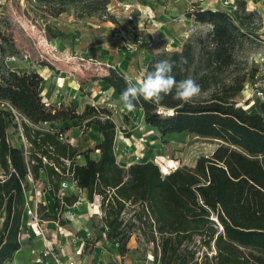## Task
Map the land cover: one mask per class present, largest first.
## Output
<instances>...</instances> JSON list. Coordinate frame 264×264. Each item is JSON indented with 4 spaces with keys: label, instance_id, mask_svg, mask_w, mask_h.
<instances>
[{
    "label": "trees",
    "instance_id": "obj_1",
    "mask_svg": "<svg viewBox=\"0 0 264 264\" xmlns=\"http://www.w3.org/2000/svg\"><path fill=\"white\" fill-rule=\"evenodd\" d=\"M39 1L81 5L86 17L92 18L106 11L113 0ZM238 4L232 13L220 8L188 12L189 19L207 25L209 31L188 39L180 51L154 55L143 74L169 58L174 61L177 80L191 77L201 86V94L189 103L169 94L159 104L140 97L135 108L143 112L142 128L152 135V142L175 143L180 135L218 141V148L200 157L192 169L178 168L163 175L154 162L135 159L121 166L118 127L107 107L87 105L78 113L64 104L49 106L40 92L45 82L42 75L17 73L0 65V175L4 177L0 179V264L12 262L23 246L19 240L24 223L23 184L29 170L36 179L42 170L52 187V204L41 209L45 220L58 218L57 195L63 180L75 181L90 200L95 194L103 196L107 238L120 244L122 256L130 251L136 229L142 236L140 243L144 238L146 246L154 244L153 264H264V105L255 106L253 112L237 107L248 76L235 75L236 50L250 39L245 24L256 13L249 12L244 2ZM0 39L8 42L1 29ZM1 53L5 55L4 48ZM132 80L115 68L100 78L121 104L120 94ZM7 105L28 120L22 125L31 144L29 161ZM88 118V126H94L101 136L86 152H98L88 161L81 160L86 154L77 145L62 140L63 134L40 127ZM123 131L124 140L132 137ZM75 201L74 195L65 197L67 205ZM137 206L141 207L136 215L140 225L124 222L122 214Z\"/></svg>",
    "mask_w": 264,
    "mask_h": 264
},
{
    "label": "rangeland",
    "instance_id": "obj_2",
    "mask_svg": "<svg viewBox=\"0 0 264 264\" xmlns=\"http://www.w3.org/2000/svg\"><path fill=\"white\" fill-rule=\"evenodd\" d=\"M239 2H244L247 10L256 14L245 24V31L251 33L250 39L244 40L236 50L235 75L246 74L247 69L256 74L255 59L263 50L258 40L264 42V0H148L143 3L113 0L106 11L92 18L86 17L87 11L81 5L0 0V29L8 39L7 43L0 39V65L19 73L42 75L47 98L56 95L53 102L44 100L49 106L59 108L64 104V107H75L78 113H83L93 101L102 108L116 105L111 112L118 129L132 134L127 143L117 142L121 166L126 167L129 159H135L154 162L163 175L178 168L192 169L200 157L210 156L218 148V141L180 135L175 143L152 142V135L142 128V122L139 123V113L121 107L122 104L114 100L111 88L100 78L108 75L110 68L123 73L126 67L130 69L132 81L136 82L138 77L142 79L154 55L165 50L180 51L188 39L209 31L207 25L189 19L188 12L220 8L232 13ZM1 48L5 49V55ZM10 57L16 60L10 61ZM90 121L91 118L68 120L40 127L60 132L65 143L77 145L80 152L86 154L98 143L94 126H88ZM42 178L46 181L44 174ZM140 209L137 206L126 211L125 220L140 225L136 219ZM86 214H77L68 228L77 229V218ZM148 251L143 238L134 250L138 256L134 258L136 264H147Z\"/></svg>",
    "mask_w": 264,
    "mask_h": 264
},
{
    "label": "built area",
    "instance_id": "obj_3",
    "mask_svg": "<svg viewBox=\"0 0 264 264\" xmlns=\"http://www.w3.org/2000/svg\"><path fill=\"white\" fill-rule=\"evenodd\" d=\"M258 41L263 44V50L257 54L255 59L256 74L253 75L251 71L246 70L248 80L241 91V99L237 103V107L250 112L255 111L256 105H264V42ZM9 60L14 62L16 59L10 57ZM91 105L97 106L94 101ZM10 108L18 126L24 156L28 161L31 144L25 136L22 125L23 122L28 123V120L15 109ZM107 108L112 111L117 107L114 104H108ZM43 125H48V123ZM123 132L118 129L117 142L127 143L129 139L124 140ZM44 162H47L45 158ZM66 163L68 165L67 161ZM42 175L43 171L41 170L40 177L36 179L32 171L29 170L27 181L23 184L24 223L19 240L23 246L26 243L38 244L31 249V264H119L122 259L124 260L128 256L130 251L122 256L119 253L120 244L110 242L107 238L108 228L103 222L106 217L103 206L104 197L95 194L93 200H90L87 192L79 188L73 180H63L60 183V193L57 198L61 210L58 218L45 220L41 209L42 206H51L52 187L43 180ZM0 179H4V177L0 175ZM71 195L76 196V201L72 205H67L65 197ZM83 205L87 206V212L85 211L87 214L77 218L79 225L77 229H69L68 227H71L72 222L76 220L77 214L83 213L81 210ZM125 214L126 212L122 214V220L127 222ZM138 239H142L140 230L133 231L130 241H135L138 246ZM147 248L149 251L146 263L153 264L155 261L154 244L150 243Z\"/></svg>",
    "mask_w": 264,
    "mask_h": 264
},
{
    "label": "clouds",
    "instance_id": "obj_4",
    "mask_svg": "<svg viewBox=\"0 0 264 264\" xmlns=\"http://www.w3.org/2000/svg\"><path fill=\"white\" fill-rule=\"evenodd\" d=\"M201 86L191 77L177 80L174 75V61L164 58L155 63L153 69L142 79L129 82L120 94L122 106L128 111L137 107L138 98L159 104L163 98L172 94L173 99L189 103L201 94Z\"/></svg>",
    "mask_w": 264,
    "mask_h": 264
},
{
    "label": "crops",
    "instance_id": "obj_5",
    "mask_svg": "<svg viewBox=\"0 0 264 264\" xmlns=\"http://www.w3.org/2000/svg\"><path fill=\"white\" fill-rule=\"evenodd\" d=\"M172 39V38H171ZM123 71L124 72H126V73H122V72H120L121 74H123V75H125V76H127V77H129L130 75H129V73H131V72H129L130 71V69L129 68H126V67H124V69H123ZM131 77V76H130ZM107 88H109V87H107ZM112 90V89H111ZM40 92H41V95L43 96V98H44V100H46V102H48L49 101V99H51V102H53L54 101V99H55V97H56V95L55 96H53V97H48L47 98V87H46V85H45V82H44V84L41 86V90H40ZM112 92H113V90H112ZM113 97H114V100L116 99L117 100V97H116V95H115V93L113 92ZM134 111H137L138 113H139V123L140 122H142V120H143V112L142 111H140V110H134ZM94 132H95V134L97 135V139H95V140H97L98 142L100 141V139H101V136H100V134H99V132H98V130L95 128L94 130H93ZM95 140H94V142H95ZM126 140V139H125ZM96 141V142H97ZM94 142H92V145L94 144ZM88 148V147H87ZM98 153V152H97ZM97 153H93V154H90V155H84V156H82L81 157V160L82 161H88V159H95L96 158V156H97ZM88 157V158H87ZM87 209V206L86 205H83L82 207H81V210H82V214H84V213H86V212H84L85 210ZM38 244H36L35 243V245H33V244H30V243H27V245L26 246H22V248H21V250L16 254V256H15V259L12 261V262H10V263H8V264H31L30 263V259H31V249H33V246H37ZM129 249H130V252H129V254H128V256L123 260H121L120 261V263L119 264H136L137 263V261H134V258H136V259H138V256H137V254H135L134 253V250H135V248L137 247V244H136V242L135 241H131L130 243H129ZM133 258V259H131L130 260V262L128 261V259L129 258ZM133 261H134V263H133ZM129 262V263H128Z\"/></svg>",
    "mask_w": 264,
    "mask_h": 264
}]
</instances>
